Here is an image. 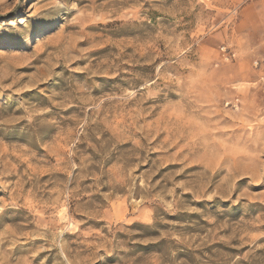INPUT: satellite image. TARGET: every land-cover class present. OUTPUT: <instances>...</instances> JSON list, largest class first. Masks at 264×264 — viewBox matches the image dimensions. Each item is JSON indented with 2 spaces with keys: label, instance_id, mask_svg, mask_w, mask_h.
Returning a JSON list of instances; mask_svg holds the SVG:
<instances>
[{
  "label": "rangeland",
  "instance_id": "obj_1",
  "mask_svg": "<svg viewBox=\"0 0 264 264\" xmlns=\"http://www.w3.org/2000/svg\"><path fill=\"white\" fill-rule=\"evenodd\" d=\"M0 264H264V0H0Z\"/></svg>",
  "mask_w": 264,
  "mask_h": 264
}]
</instances>
